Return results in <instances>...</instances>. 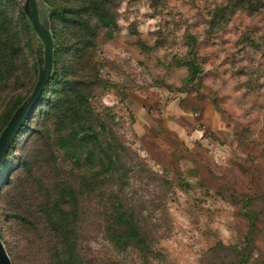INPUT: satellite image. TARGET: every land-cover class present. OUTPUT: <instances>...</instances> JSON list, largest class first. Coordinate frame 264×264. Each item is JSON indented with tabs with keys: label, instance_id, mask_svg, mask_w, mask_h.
<instances>
[{
	"label": "rangeland",
	"instance_id": "obj_1",
	"mask_svg": "<svg viewBox=\"0 0 264 264\" xmlns=\"http://www.w3.org/2000/svg\"><path fill=\"white\" fill-rule=\"evenodd\" d=\"M227 2L117 0L116 26L100 27L95 44L76 54L48 4L41 24L56 35L55 71L87 87L105 146H117L122 164L99 181L88 146L59 129L50 89L1 174L0 236L13 264L47 257L40 207L62 183L80 195L81 244L100 264L141 263L106 237L114 194L142 213L169 264H264V8L224 14ZM26 6L0 0L23 52L0 86V126L39 78L35 43H25ZM188 63L199 67L195 78ZM221 243L233 249L210 252Z\"/></svg>",
	"mask_w": 264,
	"mask_h": 264
},
{
	"label": "trees",
	"instance_id": "obj_2",
	"mask_svg": "<svg viewBox=\"0 0 264 264\" xmlns=\"http://www.w3.org/2000/svg\"><path fill=\"white\" fill-rule=\"evenodd\" d=\"M25 1L27 5L26 11L22 10L23 16H21V20L24 19L32 31V38H27L25 43L28 45L31 40L34 41V53L36 58L40 59V73L31 94L24 99H19L7 114L0 126V137L12 125L29 102L45 67L46 46L34 25L32 4L30 0ZM57 1L37 0L40 20L41 15L44 16V13L48 12V4L50 5L52 2L55 5V9L49 14V20L60 21L72 32L73 39L70 44V52L73 51L76 54L95 44L96 34L100 27L110 28L114 25L116 26L114 10L117 0H64L58 6ZM227 1V4L221 7L224 14H233L238 10L256 13L264 8V0ZM11 22H13V19L9 17L7 10L0 8V86L14 75L17 69L15 64L18 55L23 54L20 38L15 39L16 35L13 34L9 36ZM45 30L53 43L51 72L36 105L0 151V179L1 174L6 172L5 157L12 142L27 127L28 122H30L35 111L42 104L45 94L50 89L56 92V97L51 106L57 110L59 129L62 131L67 130L73 135V140H77V145L88 146L90 162L101 167L102 171L98 173L101 177H99L100 182H104L102 174L105 170L110 172L111 177H117L120 174L122 161L119 154L113 153V151L116 152L118 148L112 144H109L108 148L105 146L106 139H104L102 131L99 130V128L102 129V126L104 127V124L100 125V119L93 111L87 87L78 81L70 79L67 81V76L64 72L56 73L55 68L58 67V55L55 53L56 35L47 26ZM188 66L191 78H195L199 67L191 63H188ZM79 128L84 129V133L82 136L79 135L80 137L77 135L80 132ZM109 152L110 156L108 155ZM107 156L109 159L108 162H105L104 157ZM95 157L98 159H94ZM6 176L9 178L8 172ZM95 185H98V183H95ZM109 198L112 204L109 207L110 210L107 211L104 228L107 239L117 252H132L136 254L141 260L140 264H169L165 254L157 250V238L151 236L146 229V225L143 224L142 213L132 208L117 194H114L113 197L109 196ZM81 208L82 201H80L79 193L68 184L62 183L61 187L56 186L55 190L47 195V201H43L40 207L43 219L42 228L47 232V237H43L47 238V257H40V259L34 257L35 259L26 261L27 264H100L95 257H88L85 254L86 251L81 244ZM16 217L24 218L18 214ZM0 238L2 240L1 236ZM27 247L21 244L22 252H27ZM230 249L233 248L225 247L221 243L213 247L210 252L218 253ZM234 251H237L236 248H234ZM31 254L34 255L35 253ZM23 255L29 257L27 254ZM107 263L103 262V264ZM113 264L117 263L114 262Z\"/></svg>",
	"mask_w": 264,
	"mask_h": 264
},
{
	"label": "water",
	"instance_id": "obj_3",
	"mask_svg": "<svg viewBox=\"0 0 264 264\" xmlns=\"http://www.w3.org/2000/svg\"><path fill=\"white\" fill-rule=\"evenodd\" d=\"M32 4L33 9V21L34 25L36 27V30L44 42L46 46V55H45V67L43 75L37 84L32 97L30 98L27 105L24 107V109L21 111V113L18 115V117L15 119V121L12 123V125L4 131V133L0 137V151L2 147L6 144V142L14 135V133L18 130V128L21 126L23 121L26 119L30 111L34 108L37 101L39 100V97L42 93V90L48 80V77L51 72V66H52V54H53V43L50 38V36L47 34V31L42 27L40 15H39V7L37 0H30ZM0 264H13L9 254L6 251V248L0 238Z\"/></svg>",
	"mask_w": 264,
	"mask_h": 264
}]
</instances>
